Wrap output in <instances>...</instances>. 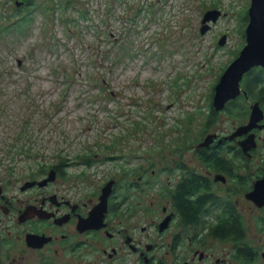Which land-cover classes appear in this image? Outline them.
Wrapping results in <instances>:
<instances>
[{"label": "rangeland", "instance_id": "obj_1", "mask_svg": "<svg viewBox=\"0 0 264 264\" xmlns=\"http://www.w3.org/2000/svg\"><path fill=\"white\" fill-rule=\"evenodd\" d=\"M218 1L228 14L212 33H200L211 0H47L8 26L0 35V180L8 194L68 156L96 159L90 183L126 180L128 168L147 163L159 169L176 153L190 158L225 65L214 58L234 55L250 6ZM221 29L226 55L211 46ZM160 241L153 237L157 254Z\"/></svg>", "mask_w": 264, "mask_h": 264}, {"label": "flooded vegetation", "instance_id": "obj_2", "mask_svg": "<svg viewBox=\"0 0 264 264\" xmlns=\"http://www.w3.org/2000/svg\"><path fill=\"white\" fill-rule=\"evenodd\" d=\"M46 1L0 0V35ZM207 11L212 33L228 12L218 0ZM242 14L236 52L214 58L225 65L212 81L206 128L191 157L176 153L159 169L127 167L126 180L90 183L86 170H98L96 159L68 156L38 169L10 195L0 180V264H68L58 260L63 255L77 264H264V65H252L238 93L215 104L221 75L247 44V7ZM221 31L211 46L217 42L226 55ZM153 237L161 240L158 254Z\"/></svg>", "mask_w": 264, "mask_h": 264}, {"label": "water", "instance_id": "obj_3", "mask_svg": "<svg viewBox=\"0 0 264 264\" xmlns=\"http://www.w3.org/2000/svg\"><path fill=\"white\" fill-rule=\"evenodd\" d=\"M212 13V11H206L204 13L201 20L202 28L200 29V33L203 34L208 30L207 23ZM245 35L247 44L240 51L237 58L221 75L220 80L215 87L216 108H220L225 101L234 97L235 94L238 93L239 80L246 70L252 65H264V0H250ZM208 140L209 138L206 137L202 144H208ZM106 192L107 191H105L103 197L101 196L103 210L106 205Z\"/></svg>", "mask_w": 264, "mask_h": 264}]
</instances>
